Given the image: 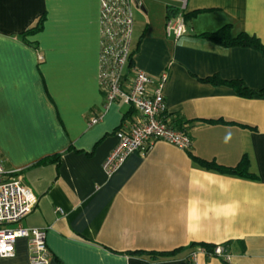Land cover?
I'll list each match as a JSON object with an SVG mask.
<instances>
[{
	"label": "crops",
	"instance_id": "1",
	"mask_svg": "<svg viewBox=\"0 0 264 264\" xmlns=\"http://www.w3.org/2000/svg\"><path fill=\"white\" fill-rule=\"evenodd\" d=\"M100 2L0 0V160L6 179H21L37 200L10 227L46 230L50 264H193L203 247L190 246L199 243L223 247L229 261L203 252L197 264H264V55L201 36L229 26L233 37L247 33L264 45V0H186L187 33L178 41L166 23L179 1L134 8L133 68L170 73L167 119L192 146L157 141L112 176L103 164L117 130L141 116L122 102L105 110ZM42 17V31L27 35ZM214 77L262 95L207 82ZM193 156L226 168L247 156L257 179L207 170ZM179 248L172 258L143 255ZM0 264H30L27 241Z\"/></svg>",
	"mask_w": 264,
	"mask_h": 264
},
{
	"label": "built area",
	"instance_id": "2",
	"mask_svg": "<svg viewBox=\"0 0 264 264\" xmlns=\"http://www.w3.org/2000/svg\"><path fill=\"white\" fill-rule=\"evenodd\" d=\"M144 1L100 2L99 80L106 100L105 110L116 102H122L134 108L141 116L138 121L117 133L119 143L103 164L107 176H112L132 154L147 153L157 141L166 142L181 150H188L192 146L188 132L176 128L167 119L164 92L170 73L164 72L157 78L135 68L128 73V64L133 56L134 8H141ZM180 3V9L184 12L186 0ZM166 33L177 41L186 35L187 26L183 14L168 19ZM100 119V116L92 118L91 125L97 124ZM5 176L0 160V259L14 257L18 240L24 239L28 244L30 264H50L51 253L46 244V230L10 227L25 219L35 208L37 200L21 179H6ZM203 252H207L205 248L193 252V264L198 263V254ZM211 255L229 261V256L221 246H217Z\"/></svg>",
	"mask_w": 264,
	"mask_h": 264
},
{
	"label": "trees",
	"instance_id": "3",
	"mask_svg": "<svg viewBox=\"0 0 264 264\" xmlns=\"http://www.w3.org/2000/svg\"><path fill=\"white\" fill-rule=\"evenodd\" d=\"M168 10L171 14H173L172 15L173 17H176L179 14H183L184 18L186 17L184 12H182L180 8L168 7ZM44 21H45V18L42 17L39 24L35 28H33L32 30L28 31L27 35L35 34V33L42 31L43 26H44ZM201 36L204 39H206V40H208L214 44L221 45L223 47H232V46L249 47V48H252V49H255V50L261 52L262 55H264V45L257 37L251 36L247 33H240L237 36L233 37L231 34L229 26H225L216 32L202 34ZM133 67H134L133 61L130 60V62L128 64V73H131V69ZM207 82L217 84V85L218 84L229 85L239 95L244 96V97H253L256 94L262 95L261 91L250 90V89L246 88L245 85L240 81H224V80L219 79L218 77H214V78L208 79ZM207 122L208 123H214V124L225 123L221 120H213V121L210 120ZM178 129L186 130L184 128H178ZM121 130H122V127H120L117 130V133ZM56 159H58V158H56ZM193 159L200 166H202L203 168H205L207 170L216 171V172H219L222 174L236 175V176L250 178V179H257V177L255 175H253L249 172L250 162H249V159L247 158V156H244L242 158L241 162L234 168H226V167L218 165L216 162L204 161V160L199 159L195 156H193ZM54 160L55 159L46 158V159L42 160V163H48V162H52ZM197 247H203L206 249V251L208 253L211 254L214 252L216 245L199 243V244H192L190 246L191 249H195ZM183 251H185V248H179V249H176L172 252H167V253H164V252H162V253H160V252L150 253L149 252V253H143V255L149 256L151 258H172V257L179 255Z\"/></svg>",
	"mask_w": 264,
	"mask_h": 264
},
{
	"label": "rangeland",
	"instance_id": "4",
	"mask_svg": "<svg viewBox=\"0 0 264 264\" xmlns=\"http://www.w3.org/2000/svg\"><path fill=\"white\" fill-rule=\"evenodd\" d=\"M135 12H137V13H141V12H139L137 9H136ZM141 16H142V15H141ZM138 18H140V14H138Z\"/></svg>",
	"mask_w": 264,
	"mask_h": 264
},
{
	"label": "water",
	"instance_id": "5",
	"mask_svg": "<svg viewBox=\"0 0 264 264\" xmlns=\"http://www.w3.org/2000/svg\"><path fill=\"white\" fill-rule=\"evenodd\" d=\"M175 1H179V2H182V1H184V0H175ZM144 9V6H141V9Z\"/></svg>",
	"mask_w": 264,
	"mask_h": 264
}]
</instances>
